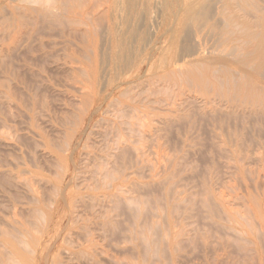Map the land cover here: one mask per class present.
I'll return each instance as SVG.
<instances>
[{
    "label": "rangeland",
    "instance_id": "obj_1",
    "mask_svg": "<svg viewBox=\"0 0 264 264\" xmlns=\"http://www.w3.org/2000/svg\"><path fill=\"white\" fill-rule=\"evenodd\" d=\"M171 1L0 0V264H264V71L169 65Z\"/></svg>",
    "mask_w": 264,
    "mask_h": 264
},
{
    "label": "bare ground",
    "instance_id": "obj_2",
    "mask_svg": "<svg viewBox=\"0 0 264 264\" xmlns=\"http://www.w3.org/2000/svg\"><path fill=\"white\" fill-rule=\"evenodd\" d=\"M167 1V0H166ZM184 1V0H183ZM208 0H188L186 3L182 4V0H172L171 4H173L175 6L174 12L171 13L170 17L167 19V24L171 23V24H176L178 26V28L176 29V31H174L173 33V38L175 37L176 39H182L184 41V45L182 47V50L177 53V55H174L172 57V59L169 61V65L171 64L172 66L175 64H179V63H186L187 66L186 68H189V66H191L192 68L190 69H194L197 67L198 64L200 65H206L208 66L207 68H209V71L207 69V71H205V68L203 69L202 73H206V75H208L209 77H211L214 81L215 84L214 85H218V83L216 84V76H214L218 71L221 73L224 72L225 75H229L230 70H237L240 73H244L246 71V66L252 64V66L254 67V69H256L257 71H264V5L260 4V1L262 0H238V2H240V7L241 9L244 11L243 13L246 14V16L243 14L242 16H238L235 13H230L228 15L227 21L225 22L226 24L224 25H220L219 22L214 20V14L215 17L216 13H218L217 11L211 10L209 8L205 7V4ZM210 1V0H209ZM208 1V2H209ZM215 1V0H214ZM221 2V0H219ZM236 1V0H235ZM52 2V1H51ZM104 2V1H103ZM62 3V2H61ZM212 3V2H211ZM218 3V2H217ZM222 3L224 4V7H231L233 4L232 0H222ZM237 3V1H236ZM235 6L236 7V4ZM92 4V3H91ZM120 4V3H119ZM103 5V4H102ZM136 5V4H135ZM72 6V5H71ZM238 7V6H237ZM107 8V7H106ZM112 8V7H111ZM236 9V8H235ZM90 10V9H89ZM222 10V9H221ZM66 11V10H65ZM116 11V10H115ZM121 11V10H120ZM162 11V10H161ZM89 12V11H87ZM129 12V11H128ZM121 13V12H120ZM242 13V12H241ZM99 14V12H98ZM119 14V13H118ZM141 14V13H140ZM139 14V15H140ZM157 14V13H156ZM252 15L253 18L250 19L251 17L249 15ZM127 15V14H126ZM185 15V16H184ZM247 15L250 17L248 18ZM85 16V15H84ZM159 16V15H158ZM157 16V17H158ZM155 17V19L157 18ZM161 17V16H160ZM131 18V17H130ZM129 18V19H130ZM141 18V17H140ZM90 19V17H89ZM92 19V18H91ZM160 19V18H159ZM165 19V18H164ZM191 20H200V21H207L210 23L211 28H213L216 33V38L215 40L209 45V39H213L210 36H208L207 33L205 32H201V34L198 33L197 37H194V33H192V31L189 28V23ZM211 20H213V22H210ZM158 21V20H157ZM219 21V20H218ZM155 22V21H154ZM160 22V21H159ZM82 23V22H81ZM159 24V23H158ZM105 25V24H104ZM163 25V24H162ZM237 25H241V30L237 31V28L235 29V27ZM138 27V25H137ZM202 27V26H201ZM206 27V26H205ZM100 28V27H99ZM153 28V27H152ZM171 28V27H170ZM197 28V27H196ZM207 28V27H206ZM210 29V28H209ZM136 30V29H135ZM203 30V29H202ZM147 31V30H146ZM156 31V30H155ZM205 31V30H204ZM207 31V30H206ZM119 32V31H118ZM198 32V31H197ZM151 33V32H149ZM210 33V32H209ZM171 34V33H170ZM84 35V34H83ZM156 36V35H155ZM169 37V36H168ZM244 38L243 40L246 41L247 44H242L243 41L238 40L239 38ZM172 38V39H173ZM241 38V39H242ZM102 39V38H101ZM181 41V40H180ZM238 41H241L238 42ZM182 43V42H181ZM245 43V42H244ZM102 44V43H101ZM146 44V43H145ZM144 44V45H145ZM107 45V44H106ZM181 45V44H180ZM226 45V46H230L231 49L234 51L233 53H237L241 54V51H244V58L243 59H239V60H233V59H229L228 57H222V55H224L223 53H225V49L222 50V46ZM102 46V45H101ZM249 46V49H248ZM222 47V48H221ZM118 48V47H117ZM100 49V48H99ZM129 50V49H128ZM228 50V48H227ZM216 52H219V56H216ZM102 54V52H101ZM108 54V53H107ZM118 54V53H117ZM227 56V55H226ZM102 57V56H100ZM107 57V56H106ZM189 58H191L190 60H188ZM105 60V59H103ZM124 60V59H123ZM105 62V61H104ZM120 65V64H119ZM185 66V65H183ZM179 67V66H178ZM181 67V66H180ZM178 68L177 71L182 70L181 68ZM199 67V66H198ZM197 67V68H198ZM204 67V66H203ZM202 67V68H203ZM251 67V66H250ZM176 67L173 68V70ZM196 68V69H197ZM170 69V68H169ZM185 69V67H184ZM183 69V70H184ZM190 69L188 70V73L191 71ZM252 69V68H251ZM171 70V69H170ZM182 70V71H183ZM190 70V71H189ZM195 70V69H194ZM200 70V69H199ZM198 72H194V73H199V75L201 76V70ZM253 70V69H252ZM176 70L173 72V76H175V74L177 75ZM179 71V72H180ZM181 71V72H182ZM197 71V70H195ZM216 73H215V72ZM169 73H171L170 71H168ZM215 73V74H212ZM247 72V71H246ZM245 72V73H246ZM168 73V74H169ZM175 73V74H174ZM184 73H187L184 71ZM237 73V72H236ZM239 73V75H241ZM244 73V74H245ZM250 73V72H249ZM257 73V72H256ZM97 74V73H96ZM143 74V72H142ZM195 74V75H196ZM219 74V73H218ZM216 74V75H218ZM260 74V73H259ZM264 73H262L263 75ZM153 75V74H152ZM204 75V74H202ZM213 75V76H212ZM236 75V74H233ZM246 75V74H245ZM244 75V76H245ZM251 75V74H250ZM253 75V74H252ZM141 76V75H140ZM166 76V75H165ZM169 76H171L169 74ZM180 76V74H179ZM183 76V73H182ZM187 76V74H186ZM185 75L183 77H186ZM189 76V75H188ZM191 76V75H190ZM198 76V75H197ZM226 76L225 79L222 78L221 76H217L220 80L225 81L226 80ZM242 76V75H241ZM151 77V76H149ZM160 77V76H159ZM162 77V76H161ZM168 77V76H166ZM228 77V76H227ZM234 77V76H233ZM238 77V76H237ZM252 77V76H251ZM157 78V77H156ZM155 78V79H156ZM179 78V77H177ZM176 78V79H177ZM188 78V77H186ZM196 78V76H195ZM201 78H203V76H201L199 78V80H201ZM208 78V77H207ZM231 78V77H230ZM236 78V77H235ZM254 78V77H253ZM164 79V78H163ZM171 80H173L174 78H170ZM185 79V78H184ZM209 79V78H208ZM207 79V80H208ZM218 79V80H219ZM243 79V77H242ZM142 80V79H141ZM162 80V79H161ZM198 80V81H199ZM204 79H202L201 81H203ZM240 80V79H239ZM237 80V81H239ZM251 80V79H250ZM256 80V78H255ZM253 80V81H255ZM260 80V79H258ZM146 81V80H145ZM178 81V79L176 80ZM197 81V80H196ZM198 81L196 83H198ZM221 81V82H223ZM235 81V80H234ZM233 81V82H234ZM236 81V82H237ZM251 80V83L253 82ZM257 81V80H256ZM123 82V81H122ZM137 82V81H136ZM141 82V81H140ZM139 82V83H140ZM207 82V81H206ZM211 82V81H210ZM210 82H208L210 84ZM229 81H227L228 83ZM134 83V81H133ZM132 83V84H133ZM201 83V82H200ZM220 83V81H219ZM230 83V82H229ZM255 83V82H254ZM131 84V83H130ZM205 84V83H204ZM222 87L223 83H220ZM258 85L260 83H257ZM202 85V84H201ZM213 85V84H212ZM247 85V84H245ZM244 85V87H246ZM129 86V85H127ZM204 86V85H203ZM208 86V85H206ZM230 86V85H228ZM205 87V86H204ZM203 87V88H204ZM219 87V86H217ZM233 87V86H232ZM244 88L243 85L239 86V88L241 89ZM252 87V86H251ZM132 88V87H131ZM202 88V90H203ZM206 88V87H205ZM216 88V87H214ZM231 89V86L229 87ZM229 88H227L229 90ZM237 88V87H236ZM113 89V88H112ZM213 89V88H212ZM222 89V88H221ZM234 89V87H233ZM245 89V88H244ZM248 89V88H246ZM218 90V89H217ZM238 90V89H237ZM242 90V89H241ZM130 91V90H129ZM205 91V90H204ZM216 91V90H215ZM232 91V90H231ZM235 91V90H234ZM244 91V90H243ZM230 92V90H229ZM228 92V94H229ZM233 92V91H232ZM230 92V95H232ZM125 93V92H124ZM207 93V92H206ZM225 94V93H224ZM122 95V94H121ZM228 95V96H230ZM212 96V95H211ZM227 96V95H226ZM115 98V97H114ZM226 98L225 96L222 98L224 99ZM224 101H226V99H224ZM231 101V100H230ZM101 104V103H100ZM99 107V106H98Z\"/></svg>",
    "mask_w": 264,
    "mask_h": 264
}]
</instances>
